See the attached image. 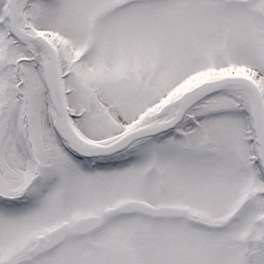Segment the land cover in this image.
<instances>
[{
    "label": "snow or ice",
    "instance_id": "6c2138e0",
    "mask_svg": "<svg viewBox=\"0 0 264 264\" xmlns=\"http://www.w3.org/2000/svg\"><path fill=\"white\" fill-rule=\"evenodd\" d=\"M0 264H264V0H0Z\"/></svg>",
    "mask_w": 264,
    "mask_h": 264
}]
</instances>
